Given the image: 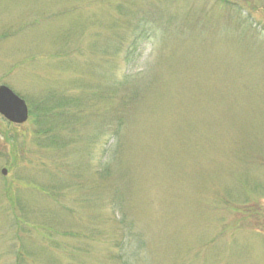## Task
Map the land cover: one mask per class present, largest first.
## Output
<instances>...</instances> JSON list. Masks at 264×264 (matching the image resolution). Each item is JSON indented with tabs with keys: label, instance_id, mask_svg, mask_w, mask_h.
<instances>
[{
	"label": "rangeland",
	"instance_id": "374dc122",
	"mask_svg": "<svg viewBox=\"0 0 264 264\" xmlns=\"http://www.w3.org/2000/svg\"><path fill=\"white\" fill-rule=\"evenodd\" d=\"M135 19L147 23L141 66L154 62L158 88L131 108L121 159L105 187L97 178L101 200L62 186L85 143L42 148L33 114L0 118V264H119L117 186L146 233L147 264H264V0H0V85L32 112L48 89L70 87L77 51L116 34L126 40L107 66L120 76ZM108 141L83 155L92 178Z\"/></svg>",
	"mask_w": 264,
	"mask_h": 264
},
{
	"label": "trees",
	"instance_id": "16d2710c",
	"mask_svg": "<svg viewBox=\"0 0 264 264\" xmlns=\"http://www.w3.org/2000/svg\"><path fill=\"white\" fill-rule=\"evenodd\" d=\"M141 16L144 20L149 18L148 15ZM144 20L135 19L128 22L134 26V39L130 46L126 47V53L121 55L122 62L127 67L120 76L113 74L111 68L107 66L112 55H119L117 52L122 42L126 40L123 34H116L114 39L107 43L104 41L93 43L89 53L85 54L87 57L77 51L76 56L82 57L83 64L75 62L74 59L73 62L69 60L66 64L69 70H72L70 68L74 67L73 65L78 69L77 75L70 81V87L64 91L48 89L37 98L39 101L31 112L35 117L33 142L37 146L64 152L69 147L86 144L85 148L75 151L79 152L83 161L78 164L72 161L66 163L65 167L69 169L70 179L62 183L66 190L77 189L76 191L85 194L79 198L81 201H87L84 204H93L101 200L97 178L101 179L105 187V183L113 175L116 162L121 159V149L124 144L122 134L129 128L131 108L139 105L143 99L154 97L158 88L154 62L147 59L146 64L141 66L143 53L139 49V42L142 38H146L148 33L147 23ZM70 38L73 37H67V42L64 43L66 45L56 52L57 55H64L63 51L71 49L70 43L72 44L73 40ZM95 130L96 134H94ZM106 135L111 137V141L104 145L100 169L95 172L96 177L92 178L90 176L92 166L85 164L83 155L89 157L92 144ZM51 178L56 181L55 176ZM53 187L51 185L49 189L55 191ZM128 196L129 192L125 189L118 186L112 188L110 202L118 210L119 221L124 228L119 264L143 262L147 264L148 259L143 261L145 258L143 251L147 246L146 233L144 230L139 233L134 227L135 220L128 217L125 210ZM250 199L251 197L246 198L243 205L249 204Z\"/></svg>",
	"mask_w": 264,
	"mask_h": 264
},
{
	"label": "water",
	"instance_id": "95a60500",
	"mask_svg": "<svg viewBox=\"0 0 264 264\" xmlns=\"http://www.w3.org/2000/svg\"><path fill=\"white\" fill-rule=\"evenodd\" d=\"M0 115L16 124L25 123L29 117L26 101L4 84L0 85ZM3 173H6L5 169Z\"/></svg>",
	"mask_w": 264,
	"mask_h": 264
}]
</instances>
